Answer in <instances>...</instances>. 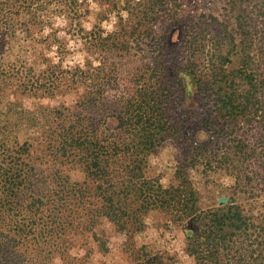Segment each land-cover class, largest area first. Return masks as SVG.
Returning <instances> with one entry per match:
<instances>
[{
	"label": "trees",
	"instance_id": "obj_1",
	"mask_svg": "<svg viewBox=\"0 0 264 264\" xmlns=\"http://www.w3.org/2000/svg\"><path fill=\"white\" fill-rule=\"evenodd\" d=\"M36 1L0 0L2 34L15 39L21 15L33 28ZM122 3L104 33L107 14L88 29L78 0H64V28L19 44H56L59 62L0 77V264H72V238L106 249L100 224L132 233L151 211L180 228L193 264H264V225L236 201L257 155L243 134L264 130V0ZM68 36L84 56L63 67ZM168 143L177 159L164 187L147 171ZM219 172L237 196L201 209L191 173Z\"/></svg>",
	"mask_w": 264,
	"mask_h": 264
},
{
	"label": "rangeland",
	"instance_id": "obj_2",
	"mask_svg": "<svg viewBox=\"0 0 264 264\" xmlns=\"http://www.w3.org/2000/svg\"><path fill=\"white\" fill-rule=\"evenodd\" d=\"M63 1L38 0L30 5L31 9L36 13V23L32 28L25 20H22L23 15H21L19 23L15 22L11 26L12 31L16 30L15 39L6 37L0 31V77L4 78L10 73L20 71V65L25 61L27 64L35 66L36 72L43 68L42 63L45 59H48L50 64L59 62L57 56L60 54L57 53L56 44L51 46L50 49L36 50L32 51V53L21 51L19 44L27 36L29 38H43L51 34V28H64L66 21L62 14H64L66 7L63 5ZM112 1L78 0L79 10L83 13L82 18L85 17L83 20L84 26L88 29L91 28L95 24L97 14H107V18L100 22V26L104 33L114 31L117 14L109 13ZM118 1L121 5L123 4L122 0ZM122 16H125L124 13H122ZM25 19L27 20L28 17H25ZM28 27L31 28L28 29ZM59 36H63V33L60 32ZM6 38L7 40H5ZM66 38L69 39L67 41L68 53L64 55V60H62L63 67L81 63L84 56L83 52L80 51V43L74 42L69 36ZM95 66H99L98 58L95 60ZM65 100L69 101L68 98ZM61 101H63L61 98L50 102L25 99L24 104L27 107L34 103L58 105ZM243 136L247 144L257 152V155L250 162H246L244 166L250 178H252L251 187H248V191L251 194H249V197L248 194L245 196L234 195L233 179L222 172L209 174L206 178L191 173V179L195 184L196 190L199 191V207L201 209L217 204V201L221 198L228 199L230 196H237L236 201L243 204L245 210L253 214L259 224L264 225V159H261L264 156V144L261 143V138L264 137V130L260 131L258 124H254L252 128L246 129ZM176 159V147L169 143L166 144L164 148L160 149L157 154L149 159L147 176L158 178L164 187H168L173 179ZM97 228L106 249L99 250L92 243L91 238H86L81 245L82 247H79L82 239L79 240V238L75 239L76 237H74L72 238L73 244L77 247L72 248L69 254V257H74L69 258L73 260L72 264H153L152 261H155V264L194 263L193 259L186 253V240L182 231L160 212L151 211L144 215L140 225L132 233L120 234L107 223L100 224ZM52 264L68 263H63L60 259H56Z\"/></svg>",
	"mask_w": 264,
	"mask_h": 264
},
{
	"label": "water",
	"instance_id": "obj_3",
	"mask_svg": "<svg viewBox=\"0 0 264 264\" xmlns=\"http://www.w3.org/2000/svg\"><path fill=\"white\" fill-rule=\"evenodd\" d=\"M225 203V202H227V199L226 198H221L220 200H219V203Z\"/></svg>",
	"mask_w": 264,
	"mask_h": 264
}]
</instances>
